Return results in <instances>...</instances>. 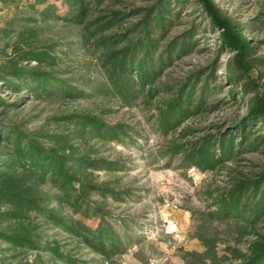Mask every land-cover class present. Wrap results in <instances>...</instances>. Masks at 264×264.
<instances>
[{
    "label": "trees",
    "instance_id": "obj_1",
    "mask_svg": "<svg viewBox=\"0 0 264 264\" xmlns=\"http://www.w3.org/2000/svg\"><path fill=\"white\" fill-rule=\"evenodd\" d=\"M2 1L14 2L23 15L0 27V56L6 58L0 62V89L3 85L23 93L14 101L0 96V264H92L93 258L75 252L79 246L105 264H117L134 241L124 221L113 220L106 207L108 198L124 201L131 196L129 189L97 180L98 172L125 166L120 157L110 159L94 147L98 142H134L133 128L107 122L106 109L60 114L52 128L42 124L26 129L7 120L10 108L29 97L113 98L121 106L153 108L152 127L165 141L158 149L166 156L165 166L212 174L198 189L203 205L184 207L190 218L187 237L200 249L177 246L176 256L182 264H264V166L250 172L239 167L242 154L264 153V81L259 70L264 57L254 55L245 33L251 26L235 21L214 0H153L127 9L111 8L108 2L113 0ZM189 2L201 21L167 39ZM135 15L139 18L126 24ZM57 22L78 30L80 44L99 52L102 79L66 76L58 69L53 45L37 41L44 27ZM201 24L204 32H216L218 40L208 72L204 67L181 79L165 78L175 59L197 48ZM223 51L230 52L223 74L224 82L232 85L227 95L246 100L245 113L228 123L185 124L219 104L208 99L223 88L211 86ZM217 174H223L222 184L214 181ZM65 207L70 214L63 212ZM90 219H97L96 224L84 221ZM43 222L63 232L73 246L67 249L45 237Z\"/></svg>",
    "mask_w": 264,
    "mask_h": 264
},
{
    "label": "rangeland",
    "instance_id": "obj_2",
    "mask_svg": "<svg viewBox=\"0 0 264 264\" xmlns=\"http://www.w3.org/2000/svg\"><path fill=\"white\" fill-rule=\"evenodd\" d=\"M26 2L27 0H22ZM220 9L230 15L235 21L251 26L245 33L254 45V55L264 57V0H214ZM153 0H113L108 2L111 8H133L136 6L150 5ZM196 7L189 2L180 13L177 20L169 29L167 39L187 29L191 22L199 23L201 19L195 12ZM22 10L16 8L12 1L0 0V27L14 15L20 17ZM138 15L127 18L126 24L133 23ZM202 23V22H201ZM197 48L175 59L165 70V78L181 79L188 73L207 67L215 57L217 49V34L203 30V24L197 29ZM38 43L52 44V54L57 57L58 69L65 70L69 75H86L94 79H102L103 74L99 67L98 51L92 47H84L80 44L78 30L62 25L50 23L42 29L38 36ZM230 52L223 51L215 62L211 86L223 85L212 98L220 100L217 107L198 118L188 120L185 124L200 127L213 122H230L243 115L247 101L242 103L238 98L227 95V90L232 87L224 82L223 74L225 63ZM6 58L0 56V62ZM264 81V66H260ZM255 75V72H253ZM237 88V87H236ZM23 92H13L1 85L0 96L6 101L18 99ZM252 92L247 94L251 96ZM106 109L103 117L109 123L123 122L133 128L131 138L134 142L125 143H95L94 147L100 155L110 159L120 157L125 166L123 170L116 172L97 173L98 181H110L117 188H127L131 193L124 201H106L112 219H122L125 229L134 236L133 243L126 253L117 258V264H166L168 261L174 264H182L175 254V248L182 246L186 249H200V245L194 239L187 237L190 218L186 206H201L203 200L199 196L198 189L203 183L212 179L209 172H200L196 168L179 170L173 166L166 167V156H162L161 149L165 142L163 137L152 127L155 113L153 108L148 109L144 105L131 107L121 106L113 98H91L76 101H45L41 99H20L18 106L10 108L7 120L21 123L24 128L32 129L40 125L46 128L54 126V118L60 114L85 110L101 113ZM5 122V121H4ZM239 167L244 171H257L264 166V153L261 151L244 153ZM215 182L222 184L223 174L214 176ZM48 190V188H46ZM100 199L99 196H94ZM65 214L70 210L65 207ZM87 224L95 225L97 219L84 220ZM115 222L119 232L124 230L121 224ZM264 225V224H263ZM45 237L55 238L69 249L73 246L66 235L59 229L48 223L42 224ZM75 252L83 259L93 258L92 264H105L101 259L85 247H77ZM31 254H28L30 256Z\"/></svg>",
    "mask_w": 264,
    "mask_h": 264
}]
</instances>
